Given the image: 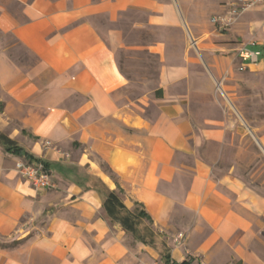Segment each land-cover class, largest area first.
Listing matches in <instances>:
<instances>
[{
  "label": "crops",
  "instance_id": "obj_1",
  "mask_svg": "<svg viewBox=\"0 0 264 264\" xmlns=\"http://www.w3.org/2000/svg\"><path fill=\"white\" fill-rule=\"evenodd\" d=\"M209 2L0 0V264H264V57L206 42ZM121 50L158 58L153 91L127 93Z\"/></svg>",
  "mask_w": 264,
  "mask_h": 264
},
{
  "label": "rangeland",
  "instance_id": "obj_2",
  "mask_svg": "<svg viewBox=\"0 0 264 264\" xmlns=\"http://www.w3.org/2000/svg\"><path fill=\"white\" fill-rule=\"evenodd\" d=\"M231 2L236 3L237 5L240 4V0H212V2H209L202 9L199 15V20L202 23V26H204L203 28L206 33V42L216 44H233L235 48H239L242 44L263 41L264 32L259 24L264 15L260 9L252 8L243 14L240 13L231 25L223 31H219L217 26L212 24L211 19L226 15L227 11L233 8L229 7V3ZM215 6H218V9ZM219 6L222 8H219ZM94 24L97 28H99V31L103 35H106L108 29L112 26L108 22L107 17L104 15L94 18ZM134 33L135 32L132 31L131 34L134 35ZM249 48L260 51L262 54L261 58L264 57L263 46L250 45ZM116 56H118L123 73L132 81L127 89V93H129L132 98L145 95L157 87L156 83L159 71L158 58L152 55H147L144 52H136L132 50L118 51ZM227 77L229 78L230 76ZM222 81L223 79L220 80V82ZM230 81L232 80L227 82ZM216 92L221 93L219 82H216ZM234 92L238 93L237 91ZM229 93H231V91ZM260 106L261 105L255 104L256 115L263 111ZM0 244H5V241L1 238Z\"/></svg>",
  "mask_w": 264,
  "mask_h": 264
},
{
  "label": "built area",
  "instance_id": "obj_3",
  "mask_svg": "<svg viewBox=\"0 0 264 264\" xmlns=\"http://www.w3.org/2000/svg\"><path fill=\"white\" fill-rule=\"evenodd\" d=\"M230 4V5H229ZM229 7H233L227 11L226 15L214 17L211 22L214 26H217L219 31L225 30L231 23L236 19L238 15L257 7L259 5L264 6V0H240V4L229 3ZM264 32V23H263ZM259 45L258 42H251L248 44H243L237 50V58L240 61V71H244L248 66L254 65L259 62L262 54L260 51L252 50L249 46ZM264 47V40L261 43ZM17 172L19 176L28 182L31 187L37 192L47 191L55 188V183L52 175L40 164L32 163L27 160H20L17 165ZM183 236L180 235L179 239ZM152 264H173L172 262L165 260H156Z\"/></svg>",
  "mask_w": 264,
  "mask_h": 264
},
{
  "label": "trees",
  "instance_id": "obj_4",
  "mask_svg": "<svg viewBox=\"0 0 264 264\" xmlns=\"http://www.w3.org/2000/svg\"><path fill=\"white\" fill-rule=\"evenodd\" d=\"M15 153H17L19 156L25 157V159L33 160L28 154L22 152L20 149L14 150ZM112 196V194H110ZM112 202V201H111ZM110 202V203H111ZM124 212V211H123ZM122 216V215H121ZM137 219V223H136ZM122 221L124 223V226L127 227L128 232L132 233L136 240H140L142 242H145L143 238V234L140 231V224L143 223V221H148L150 224H152V220L150 216L143 210H140L139 207L134 210L133 213H129L128 211H125V215L122 216ZM1 246H7L6 244H2Z\"/></svg>",
  "mask_w": 264,
  "mask_h": 264
}]
</instances>
